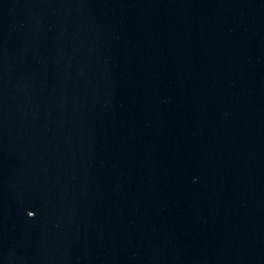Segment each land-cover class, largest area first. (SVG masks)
I'll return each mask as SVG.
<instances>
[{"label":"water","instance_id":"1","mask_svg":"<svg viewBox=\"0 0 264 264\" xmlns=\"http://www.w3.org/2000/svg\"><path fill=\"white\" fill-rule=\"evenodd\" d=\"M0 264H264V0H0Z\"/></svg>","mask_w":264,"mask_h":264}]
</instances>
